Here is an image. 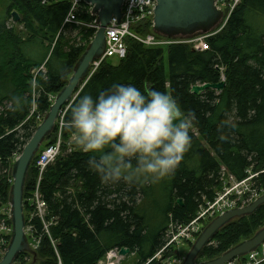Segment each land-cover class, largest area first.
I'll list each match as a JSON object with an SVG mask.
<instances>
[{
    "label": "trees",
    "instance_id": "1",
    "mask_svg": "<svg viewBox=\"0 0 264 264\" xmlns=\"http://www.w3.org/2000/svg\"><path fill=\"white\" fill-rule=\"evenodd\" d=\"M10 2L20 11L29 36L21 41L0 26V171L7 168L37 127L32 116L28 119L32 100L35 112H48L49 97L67 84L94 35L81 25L61 29L66 0L52 6H42L40 0ZM94 20L88 6L83 5L78 21L89 24ZM206 41L208 52L172 45L163 53L128 40L126 57L105 60L83 86L79 95L93 97L114 83L132 84L142 92H168L196 119L190 149L156 188L155 183H102L88 167L90 154L65 153L71 134L63 127L61 154L46 168L39 183L40 197L47 206L46 220L54 219L49 232L57 242L62 264H98L107 252L121 248L135 254L137 264H160L153 257L164 247L169 226L189 223L201 207L212 202L222 173L241 182L248 172L264 171V0H241L221 31ZM216 68L223 70L224 90L191 95L192 86L219 81ZM69 116L70 107L64 123ZM54 136L55 132L46 146L54 142ZM35 160L26 179V200L37 184ZM261 179L264 181V174L254 182ZM7 188L0 178V204L8 198ZM179 199L182 207L176 204ZM24 207L30 214L28 201ZM28 220L26 216V226H33L42 240L35 258L20 254L16 262L32 257L38 264H57L40 220L34 217L30 224ZM263 225L261 206L252 215L222 228L200 256L213 260L251 238Z\"/></svg>",
    "mask_w": 264,
    "mask_h": 264
},
{
    "label": "clouds",
    "instance_id": "2",
    "mask_svg": "<svg viewBox=\"0 0 264 264\" xmlns=\"http://www.w3.org/2000/svg\"><path fill=\"white\" fill-rule=\"evenodd\" d=\"M69 107L64 127L105 184L160 182L192 144L195 114L168 92L114 83L95 97L78 94Z\"/></svg>",
    "mask_w": 264,
    "mask_h": 264
},
{
    "label": "water",
    "instance_id": "3",
    "mask_svg": "<svg viewBox=\"0 0 264 264\" xmlns=\"http://www.w3.org/2000/svg\"><path fill=\"white\" fill-rule=\"evenodd\" d=\"M92 7V14L96 16L99 25L97 32L89 46L79 57L69 77L67 84L56 94L53 104L50 106L44 120L35 129L30 140L23 148L20 156L12 165L10 177L11 186V236L10 242L0 264H14L20 254H29L35 258L25 237L24 215V190L26 179L37 155L41 144L49 138L55 129L56 120L61 110L75 100L77 94L87 82V73L92 61L102 55L105 50L104 30L112 18L119 21L123 0H83ZM215 0H156L154 15V31L166 38H188L197 34L207 35L220 24L222 14L215 8ZM14 23L19 21L16 13L11 14ZM225 88L224 82L215 84L205 83L201 86H193L190 94L200 96L206 91H214L220 94ZM178 206H183L182 200H177ZM264 206V195L243 208L229 210L214 219L198 236L190 252L186 255L182 264H227L230 261L243 258L256 251L264 244V227L258 230L251 238L235 245L221 256L202 263H196L203 249L218 234V232L235 219L243 218L255 213ZM130 254V250L121 248L117 256L124 258Z\"/></svg>",
    "mask_w": 264,
    "mask_h": 264
},
{
    "label": "built area",
    "instance_id": "4",
    "mask_svg": "<svg viewBox=\"0 0 264 264\" xmlns=\"http://www.w3.org/2000/svg\"><path fill=\"white\" fill-rule=\"evenodd\" d=\"M70 4V11L67 14L66 23H71L74 25H81L84 26L85 24L83 23H77L78 16L80 14V11H82V6L86 5L83 0H67ZM227 1L229 3H227ZM241 0H215V8L219 10L222 14V23L218 27L217 30L213 31L210 36L208 35H200L198 38H181V37H175V38H157L154 34H146L143 35L141 34V27L146 25L150 20H146L150 15H151V8L154 9L155 5L154 2L155 0H125L123 7L121 9V20L116 21L113 20L111 24H109L106 29V43H105V50L102 55V58L96 62L92 63V73L102 64L101 62L104 60L108 59H124L127 54V41L132 40L135 42H138L140 45H142L145 48H148L151 46V48H158L159 46H172V45H188L192 47V50L194 52H208L210 51V47L208 45V42L206 41L207 38L214 36L216 33L221 31V29L224 27L226 20L232 13V11L235 9L237 4ZM88 6V5H86ZM90 10V14L93 16L91 7L88 6ZM94 23V22H93ZM88 28L90 27V24L87 25ZM91 66V65H90ZM42 69V67H41ZM43 70V69H42ZM221 80H224L223 75H221ZM54 98V97H53ZM53 100V99H52ZM64 114L65 111L63 112L62 115L59 116V123L55 125V136H54V142L51 145L45 146L43 149L39 151V153L36 155V160L34 164V168L36 170V173L38 175L37 177V184L35 187V190L32 193V200L30 204V208L32 210V216L29 218L28 223L30 222V219L36 217L40 220L42 227H43V234L47 235L48 239H50V244L55 252L56 259L58 261V264L61 263L60 256L57 252V242L51 238L49 235V228L54 225V219L51 220H46V217L48 215L47 212V206L46 203L41 199L40 194H39V183L40 180L43 176L44 171L46 168L51 165L57 157L61 154V149L63 145V139H62V132H63V127H64ZM250 172H248L249 174ZM247 174V177H248ZM254 174V173H253ZM264 174V171L261 173H255L253 176L249 177V181H254L255 179L258 178L259 175ZM229 178L233 179L234 185H240L243 184L246 179H244L241 182H237L233 177L228 176ZM264 190H261L263 192ZM216 198V197H215ZM258 196H255L253 200H251L250 203L253 201L257 200ZM215 202V199L211 203L205 204L204 207H201L197 213V215L200 213V211L208 209L210 205H213ZM196 215V217H197ZM195 217V218H196ZM194 218V219H195ZM191 222L192 225L194 224V221L197 220L195 219ZM30 224V223H29ZM187 225V224H185ZM185 225L179 226L178 228H181ZM176 231V227L172 228ZM3 231V226H0V232ZM30 231V234H29ZM8 233H11V229L8 231ZM25 237H26V242L29 246V248L36 252L40 242L42 240V235H38L35 231L33 226L27 225L25 226ZM187 237V236H186ZM169 238L166 237L165 245L168 243ZM173 241L172 239L169 241V244H171ZM168 244V245H169ZM162 248L163 250L166 249V247ZM167 245V246H168ZM161 249V250H162ZM118 250L115 249L111 251L110 255L112 256H117ZM247 261L248 263L246 264H261V262L264 261V246L260 247L258 250L251 252L247 256ZM246 261V262H247Z\"/></svg>",
    "mask_w": 264,
    "mask_h": 264
},
{
    "label": "rangeland",
    "instance_id": "5",
    "mask_svg": "<svg viewBox=\"0 0 264 264\" xmlns=\"http://www.w3.org/2000/svg\"><path fill=\"white\" fill-rule=\"evenodd\" d=\"M61 2H63V0H40V4L42 6H52L55 3H61ZM227 3H229V2L227 1ZM66 5L68 6L67 7V13H66V16H65V18L63 20V24H62L61 29L64 26L74 25V24L65 22L67 14L70 11L69 10L70 9L69 2ZM12 13H16L18 15L19 21L17 23L13 22L12 17H11ZM77 23H81V21H78V19H77ZM1 25L5 26V28L7 30H11L13 32V34L15 36L19 37V39L21 41L26 40L28 38V36H29L27 34L25 28H24L23 23H22V15H21L20 11L18 10L17 7L11 5L10 0H0V26ZM84 26L86 28H88L87 25H84ZM147 29H148V27H145V30H147ZM141 34L143 35L142 32H141ZM144 34H147V32H144ZM210 34L211 33H209L208 36H210ZM143 38H144V35H143ZM136 43H138V42H136ZM167 47L168 46L162 45V46H159L158 48H155V49H162L163 53H164V51H165V49ZM148 48L151 49V46L148 47ZM35 75L36 74H34L33 76L35 77ZM69 77H70V75H69ZM82 88H81V90H82ZM80 91H79V93H80ZM78 94H77V96H78ZM55 96L56 95H53V96L49 97L50 104L53 103ZM32 97L33 98L35 97L34 93H33ZM32 103H33L32 110H31L32 112L29 115L28 119H30V117L32 116L36 126L38 127L41 124V122L44 120V118H45L47 113L44 114V115L38 114L37 112H35V109H34L35 107H34V101L33 100H32ZM69 106L63 108L61 110L59 116L62 115L63 112L66 111L69 108ZM57 123H59V117L57 118L55 125ZM53 133H54V131H53ZM29 140L28 139L26 140L27 142L25 143V145L22 147L21 150L18 151L19 153L16 154L17 156L14 155L9 160L7 168L4 169L3 171H0V178H4V180H5L6 184H7V187H8L7 191L9 192L8 198L6 200L2 201V204H0V226H3V231L0 232V261H1L2 257H3V255L5 254L6 250H7V247H8L9 242H10V236H11V233H8V231L11 229V218H10L11 217L10 194H11V186H12V180H11V177H10L11 168H12L13 162H15L17 157L20 156V154L23 151V148L26 146V144L28 143ZM47 142H48V140H45L41 144L39 151L46 146ZM68 144L70 145V147H67L68 150L65 151V153L69 152L71 150H73V151H81L72 142L71 135L69 137ZM65 153L63 152L62 156ZM250 173H249L247 178H249L250 176L254 175L252 172H250ZM221 179H222L220 181L221 184L219 186L220 188L218 190L219 192L216 191V193H215V195L216 194L217 195H216L214 204L210 205L208 207V209L200 211V213L197 215V217L195 216L196 217L195 219H197V218L198 219L197 220L194 219L195 220L194 224L189 225V224L193 223V222H191L193 220H191L189 223H187V225H185V227L184 226L181 227L182 229L178 228L179 226H175V225L169 226L168 230L166 231L167 233H165L166 235H164V238H166V237L169 238V241L172 239L173 242L171 244H169V241H168V243L165 245V247H167L166 248L167 250L166 249L165 250L162 249L154 256L156 259L153 257V259H155L156 262H159L160 264H182L184 259H185V257H186V255L190 252V250L192 248V245L194 244V242L198 238L197 236H199L200 233H202V231L204 230V228L207 227L214 219H216L217 217L221 216L222 214H224L225 212H227L229 210L246 207V206H248L250 204L251 200H253L255 196H258V198H260L261 196L264 195V191H263V193L261 192V190H264V181L262 179H261L262 181L259 180L257 182L256 181L255 182L254 181H249V179H246L243 184L234 185L233 179L229 178L228 174H226L225 172H224V175L223 174L221 175ZM156 185L157 184L155 183L154 188L157 187ZM260 186H262V187H260ZM30 199L32 200L33 198L31 196L27 200H26V198H24V205L28 201V204L30 206V204H31ZM245 201H246V203H245ZM24 213H25V221H26V216L28 217V219L31 218V216H32L31 208H30V214L28 212H26L25 210H24ZM198 221H199V223H198ZM201 224H203V225L201 226ZM175 227H176V231L174 229H172V228H175ZM263 227H264V225H263ZM263 227H261V228H263ZM191 233H192V235H191ZM29 234H30V231H29ZM210 243H211V241L209 242V245H210ZM172 244H174V245H172ZM263 246H264V244H263ZM260 247H262V246H260ZM111 251H113V250H111ZM111 251L107 252L105 257L100 262H98V264H103V263L104 264H107V263H111V264H137V258L135 256V254H129V255H127L124 258H120L118 256H116V257L114 256V258H109ZM247 256L248 255L244 256L243 258L234 259V260L230 261L227 264H246V263H248ZM206 261L207 260H206V258L204 256H200L197 259L196 263H202V262H206ZM261 263L263 264L264 261L261 262ZM14 264H38V263L34 262L32 257H24L22 259L17 260V262L15 260ZM57 264H58V261H57Z\"/></svg>",
    "mask_w": 264,
    "mask_h": 264
},
{
    "label": "bare ground",
    "instance_id": "6",
    "mask_svg": "<svg viewBox=\"0 0 264 264\" xmlns=\"http://www.w3.org/2000/svg\"><path fill=\"white\" fill-rule=\"evenodd\" d=\"M124 1L125 0H123V3H122V6H121V9H122V7H123V4H124ZM154 1V0H153ZM155 3H156V0H155V2H154V5H155ZM155 9H156V5H155V8L154 9H152L151 8V15L146 19V20H150L151 18H152V16H153V18H152V20L151 21H147L148 23L146 24V25H144L143 27H141V29H140V31L143 33V35H146V34H144V30H145V27H148V28H150L151 30H152V33H150V34H154L157 38H161V37H164V36H162V35H158L157 33H155V31H154V23H153V20H154V15H155ZM121 16H122V14H121ZM94 18H95V20L92 22V23H89L90 24V27L91 28H88V29H91V30H93L94 31V35H93V38H94V36H95V33L97 32V30H98V28H99V25L97 24V22H96V16H94ZM113 20H115V18H112L110 21H109V23L106 25V27L109 25V24H111V22L113 21ZM117 20V19H116ZM115 20V21H116ZM121 20V17H120V19H119V21ZM118 21V20H117ZM116 21V22H117ZM83 24H85V23H83ZM89 24H85V25H89ZM83 27H85V26H83ZM106 27H105V29H106ZM147 34H149V33H147ZM104 36H105V43H106V33H105V30H104ZM200 36V34H197V35H195V36H192L191 38H198ZM93 38L91 39V41L93 40ZM165 38V37H164ZM91 41H90V43H91ZM89 43V44H90ZM89 46V45H88ZM151 49H154V48H151ZM86 50V49H85ZM103 55V54H102ZM102 55H100L99 57H97V58H95L93 61H92V63H94V62H96V60H100L101 58H102ZM104 62V60L101 62V63H103ZM92 63L90 64L91 66L89 67V71H88V73H87V78L88 79H90V77L94 74V72L99 68H97L93 73H92V70H91V67H92ZM216 70H217V72L219 73V81H218V83L219 82H224L225 81V78H224V80H221V75H223V77H224V74H223V70H222V68H216ZM85 85V84H84ZM201 85H203V84H199V85H194V86H201ZM193 87V86H192ZM191 87V88H192ZM191 88H190V90H191ZM214 92V91H213ZM190 93V92H189ZM216 93V92H215ZM196 97V96H195ZM53 104V103H52ZM51 104V105H52ZM59 117V116H58ZM70 142V141H69ZM70 144V143H69ZM223 175H224V173H222ZM251 174V173H250ZM249 175V174H248ZM226 176V175H225ZM223 179V178H222ZM221 179V180H222ZM249 179V178H248ZM250 180V179H249ZM227 181V180H226ZM253 181V180H252ZM262 181V180H261ZM249 183V182H248ZM221 184V183H220ZM251 185V184H250ZM223 186V185H222ZM227 186V185H226ZM225 186V187H226ZM253 186V185H252ZM257 186V185H256ZM251 187V186H250ZM260 187H262V186H260ZM259 187V188H260ZM224 189V188H223ZM263 189V188H262ZM258 190V189H257ZM217 191V190H216ZM242 191V190H241ZM219 192V191H218ZM250 192V191H249ZM258 192V191H257ZM259 193V192H258ZM263 193V192H262ZM261 193V194H262ZM248 194V193H247ZM260 194V193H259ZM258 195V194H257ZM224 196V195H223ZM249 198V197H248ZM213 200V199H212ZM205 202V201H204ZM207 203V202H206ZM211 203V202H210ZM242 203V202H241ZM245 203H246V201H245ZM240 205V204H239ZM261 208V207H260ZM11 218V217H10ZM194 218V217H193ZM192 219V218H191ZM190 221V220H189ZM198 223H199V221H198ZM186 224V223H185ZM203 224H201V226H202ZM205 225V224H204ZM181 226V225H180ZM196 226V225H195ZM200 226V225H199ZM185 227V226H184ZM190 227V226H189ZM188 227V228H189ZM205 227V226H204ZM203 227V228H204ZM182 229V228H181ZM184 229V228H183ZM180 231V230H179ZM191 232V231H190ZM200 233V232H199ZM42 235V234H41ZM191 235H192V233H191ZM196 236V235H195ZM194 237V236H193ZM198 237V236H197ZM172 245H174V244H172ZM176 245V244H175ZM167 248V247H166ZM118 250V249H117ZM167 250V249H166ZM175 250V249H174ZM162 253V252H161ZM160 253V254H161ZM167 253V252H166ZM159 254V255H160ZM155 256V255H154ZM157 257V256H156ZM109 258H114V256H112V255H110L109 256ZM155 258V257H154ZM156 259V258H155ZM212 260V259H211ZM104 264V263H103ZM107 264H111V263H107ZM262 264V263H261Z\"/></svg>",
    "mask_w": 264,
    "mask_h": 264
},
{
    "label": "crops",
    "instance_id": "7",
    "mask_svg": "<svg viewBox=\"0 0 264 264\" xmlns=\"http://www.w3.org/2000/svg\"><path fill=\"white\" fill-rule=\"evenodd\" d=\"M218 83V82H217ZM224 83H225V81H224ZM197 85H199V84H197ZM217 94V93H216Z\"/></svg>",
    "mask_w": 264,
    "mask_h": 264
}]
</instances>
